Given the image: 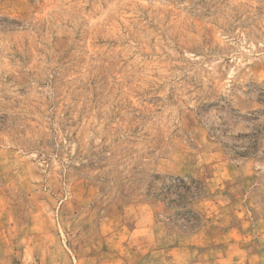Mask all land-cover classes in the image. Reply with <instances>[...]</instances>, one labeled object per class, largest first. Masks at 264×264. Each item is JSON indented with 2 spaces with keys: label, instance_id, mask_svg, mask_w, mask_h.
Returning <instances> with one entry per match:
<instances>
[{
  "label": "rangeland",
  "instance_id": "obj_1",
  "mask_svg": "<svg viewBox=\"0 0 264 264\" xmlns=\"http://www.w3.org/2000/svg\"><path fill=\"white\" fill-rule=\"evenodd\" d=\"M252 152L264 0H0V264H129L146 203L195 229L198 175Z\"/></svg>",
  "mask_w": 264,
  "mask_h": 264
},
{
  "label": "crops",
  "instance_id": "obj_2",
  "mask_svg": "<svg viewBox=\"0 0 264 264\" xmlns=\"http://www.w3.org/2000/svg\"><path fill=\"white\" fill-rule=\"evenodd\" d=\"M263 160L252 152L236 165L225 156L198 175L197 228H164L158 208L146 203L128 238L111 239L112 249H126L129 264H264V181L256 168Z\"/></svg>",
  "mask_w": 264,
  "mask_h": 264
}]
</instances>
